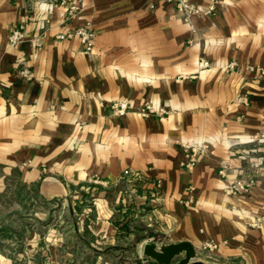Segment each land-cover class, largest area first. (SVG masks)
<instances>
[{
	"label": "crops",
	"instance_id": "crops-1",
	"mask_svg": "<svg viewBox=\"0 0 264 264\" xmlns=\"http://www.w3.org/2000/svg\"><path fill=\"white\" fill-rule=\"evenodd\" d=\"M78 2L79 13L63 20L64 7L46 0H0V164L47 197L95 180L115 184L125 169L139 174L131 197L101 191L86 225L98 246L82 240L100 251L86 252L93 264L105 250L123 258L126 244L155 264L136 242L157 234L159 244L190 242L202 264H264V222L250 225L264 216V173L244 194L223 191L233 178H250L247 144L264 136V76L247 68H264V0H218L213 14L188 19L163 0ZM86 22L95 32L90 52L77 37L56 38ZM14 25L25 33L17 45L7 41ZM115 100L132 108L115 116ZM147 103L156 112L143 116L137 109ZM199 144L204 154L193 168L182 166L184 145ZM125 223L123 244L117 230ZM209 239L214 252L201 247ZM61 244L48 250L51 264L64 261Z\"/></svg>",
	"mask_w": 264,
	"mask_h": 264
},
{
	"label": "rangeland",
	"instance_id": "rangeland-1",
	"mask_svg": "<svg viewBox=\"0 0 264 264\" xmlns=\"http://www.w3.org/2000/svg\"><path fill=\"white\" fill-rule=\"evenodd\" d=\"M249 140L251 141L247 145L250 149L246 154L247 162L243 176H250L244 179L251 185L257 174L264 173V136L252 137ZM37 185V182L22 181L16 167L0 164V264H51L52 256L48 250L55 241L63 243L61 253L65 258L60 264H93L94 262L90 261L91 256L86 252L98 255L97 252L100 251H94L92 248L89 250L82 240L96 245V237L86 225L95 219L94 211L97 202L102 198L101 191H104L103 198L113 199V194L118 191L130 196L132 190L137 188L134 179L121 177L115 184L95 180L77 184L72 187L70 195L47 197L39 193ZM129 200L132 204V199ZM137 217L141 218L140 214ZM141 228L138 224L137 229L143 234ZM117 232L120 243L125 244L126 238L130 237L131 225L125 223ZM157 236L146 237L136 243L139 247L149 242L160 245L159 241L164 238L162 235H159V238ZM122 249L125 253L123 258L118 257L116 260L114 256L111 259L114 253L105 250L107 258L103 257L100 263H95L153 264L150 261L141 262V258L137 257L134 247L130 244H126ZM140 249L143 258L149 260L143 255L142 247ZM113 250L120 252V247ZM68 257L75 259L68 261Z\"/></svg>",
	"mask_w": 264,
	"mask_h": 264
},
{
	"label": "built area",
	"instance_id": "built-area-1",
	"mask_svg": "<svg viewBox=\"0 0 264 264\" xmlns=\"http://www.w3.org/2000/svg\"><path fill=\"white\" fill-rule=\"evenodd\" d=\"M79 0H46V3H49L53 6H63V12L61 16L63 20H70L76 14L79 13L81 9V5H79ZM165 2H171L174 5L176 12L182 16L184 19H188L193 14H198L200 16L213 14L218 5V0H207L205 7H200L199 4L192 2L191 0H163ZM149 9L154 8V3H149ZM94 29L89 22H86L84 25L77 26L68 30L66 33H60L56 36L57 39H66L71 37H77L80 44L82 45L83 51L88 53L92 50L93 47V37H94ZM25 33L22 26L14 25L11 27L8 33L7 41L11 45H17L24 39ZM200 65L202 67H206L209 65V62L205 59H201ZM236 66V62L232 61L229 63L228 67L233 68ZM248 70L254 73L255 77L264 76V68H257V66L249 65ZM21 73L24 76H29V72L26 69H22ZM132 108V104L125 100H115L110 104V112L115 115L122 117L126 115L129 110ZM138 113L141 115H147L150 113L156 112V109L150 104L147 103L145 105L140 106L137 109ZM159 111H162L161 109ZM206 148V144L199 145H184L185 150V160L181 163L182 166L191 169L195 165L197 159L204 154ZM228 166L224 164L219 170L220 174H225ZM121 177H129L131 179L139 178V174L137 172H132L130 169H125L122 172ZM249 181L243 179L242 177H236L232 180L228 181L224 187L223 191L227 195L236 196L246 193L249 190ZM264 222V216H260L254 221L250 222L252 227H260ZM203 250L208 252H214L218 248V244L212 240H205L201 244Z\"/></svg>",
	"mask_w": 264,
	"mask_h": 264
},
{
	"label": "water",
	"instance_id": "water-1",
	"mask_svg": "<svg viewBox=\"0 0 264 264\" xmlns=\"http://www.w3.org/2000/svg\"><path fill=\"white\" fill-rule=\"evenodd\" d=\"M142 253L157 264H173L176 257L182 253L183 256L177 259L176 264H202L195 260L196 250L188 241L162 243L160 245L154 242L145 243L142 247Z\"/></svg>",
	"mask_w": 264,
	"mask_h": 264
},
{
	"label": "trees",
	"instance_id": "trees-1",
	"mask_svg": "<svg viewBox=\"0 0 264 264\" xmlns=\"http://www.w3.org/2000/svg\"><path fill=\"white\" fill-rule=\"evenodd\" d=\"M156 264V263H155Z\"/></svg>",
	"mask_w": 264,
	"mask_h": 264
}]
</instances>
